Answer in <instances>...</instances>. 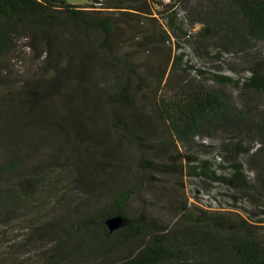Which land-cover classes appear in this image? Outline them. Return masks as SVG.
I'll list each match as a JSON object with an SVG mask.
<instances>
[{
  "label": "trees",
  "instance_id": "1",
  "mask_svg": "<svg viewBox=\"0 0 264 264\" xmlns=\"http://www.w3.org/2000/svg\"><path fill=\"white\" fill-rule=\"evenodd\" d=\"M85 1L0 0V264H264L262 226L184 193L214 200L233 183L242 196L255 191L264 213V53L252 47L264 44V0L236 10L225 0V18L200 17L202 41L245 54L240 109L222 89L182 81L167 102L165 71L141 72L122 51L119 22L172 19L181 0ZM224 129L228 146L200 139L203 156L178 150ZM244 135L258 146H243ZM165 178L175 185L168 199Z\"/></svg>",
  "mask_w": 264,
  "mask_h": 264
},
{
  "label": "rangeland",
  "instance_id": "2",
  "mask_svg": "<svg viewBox=\"0 0 264 264\" xmlns=\"http://www.w3.org/2000/svg\"><path fill=\"white\" fill-rule=\"evenodd\" d=\"M205 1H207V5L205 4ZM222 1L225 0H181L177 5L176 11L173 12L174 14L172 13V19L169 18L168 13L166 12L161 14L152 12L150 18H144L142 22L134 23L126 21L125 23H118L116 35L122 44V51L132 57L134 62L138 65L140 71L146 73L156 71L159 74L165 71L164 79H166V85L162 87V94L167 102H171L175 99L177 100L178 96L176 95H178V93H175L176 88L178 89L181 86L179 82L182 81L183 83L192 86L202 85V87L204 86L205 88L214 90L222 89L224 90V94L232 100V106L237 109L241 108V100L240 97H238V88L234 83L235 80H238L240 77L239 74H245L247 76L248 68L243 63L245 54L242 52L237 53L231 50L225 51V49H221L217 45H213V41H202L198 36L204 28V19L202 20L200 18L204 15L202 10L203 12L205 9L208 10L206 18L209 21H218L226 17V7L221 6L220 2ZM227 1H231L230 7L236 10L237 2L239 0ZM85 2V0H66V3L73 6H83L86 4ZM216 3L218 4L215 7ZM119 14L114 13L113 15L119 19L122 17ZM198 45L204 46L205 50H207L206 52L208 53V56L203 53ZM252 47L257 52L261 51L264 53V44H257L255 47L252 45ZM26 52H28V50ZM251 53L254 52L251 51ZM178 54L181 55V59L175 66L174 71L171 70L170 73L172 63L171 60H173V58H175ZM201 71L203 74L200 73ZM214 76H216V79ZM251 101L253 105L258 108V111H252L251 115H256L254 118L260 119V111L262 108L261 102H259V99L256 97H254ZM222 119L228 121L235 119L238 121H247L249 117H233L227 115L222 116ZM213 121H216V119ZM229 133L230 132L226 129L218 130L217 132L213 130H204L194 135L197 136V138H191V142L193 144L178 142V150L183 154V156L193 158V156L196 155L200 157L203 156L204 153L210 152V150L197 145V140L203 139L206 142H209L210 146H220L221 148L225 145L228 146L229 142L231 143L230 140H232L233 137ZM249 137L250 136L247 135L238 136V139L244 141L243 146L250 149L258 146L254 145L252 147L251 142L253 141H251ZM255 152L256 151L253 153ZM223 155V160H225L223 162L224 165V163H228V161L226 153L223 152ZM239 158L242 159V155ZM248 159H251V157L246 158L247 162ZM215 162H219V159H215ZM182 163L185 167L184 173H186L187 177L188 161L184 159ZM247 167L250 173V175H248L252 176L253 173L250 171L252 167L250 164H248ZM215 170L219 169L215 168ZM220 171L221 173L224 172L223 170H219V173ZM252 171L255 173L254 170ZM186 177H184V180ZM251 181L252 180L249 182ZM166 182L169 183L166 184ZM185 182L187 183L189 181L186 179ZM162 185L163 188H165L163 196L165 195V199L170 198L173 192L172 188L175 186L172 183V179L165 178ZM214 186L217 185L214 183ZM222 187H224V184H222ZM231 187V189L224 187V197H218V199H214L213 202L206 200V198L202 197L201 194L194 195L196 197L194 198L193 194L195 193L190 191L189 187L186 191H184V193L186 196H189L190 201L206 206L210 210L232 211L239 213L249 222L262 226L264 236V213H261L260 207L257 206L260 198H258L255 191H248V195L242 196V193L239 192L236 185L231 183ZM159 194L160 193L158 191L157 195ZM249 194L253 196V199H250ZM235 196L239 197L237 202L232 201V197ZM150 198L152 199V196L148 195L147 199L151 200ZM229 200L230 203H228ZM153 202L160 204L161 200H156L155 198L153 199Z\"/></svg>",
  "mask_w": 264,
  "mask_h": 264
},
{
  "label": "built area",
  "instance_id": "3",
  "mask_svg": "<svg viewBox=\"0 0 264 264\" xmlns=\"http://www.w3.org/2000/svg\"><path fill=\"white\" fill-rule=\"evenodd\" d=\"M202 197H205L206 198V200H208V201H212L213 202V199H207V197L206 196H202ZM200 205V204H199ZM202 207H205V208H207L206 206H203V205H201Z\"/></svg>",
  "mask_w": 264,
  "mask_h": 264
}]
</instances>
